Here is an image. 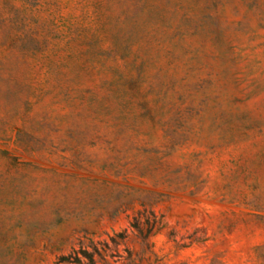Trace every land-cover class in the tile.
Segmentation results:
<instances>
[{"label": "rangeland", "instance_id": "374dc122", "mask_svg": "<svg viewBox=\"0 0 264 264\" xmlns=\"http://www.w3.org/2000/svg\"><path fill=\"white\" fill-rule=\"evenodd\" d=\"M86 254L264 264V0H0V264Z\"/></svg>", "mask_w": 264, "mask_h": 264}, {"label": "trees", "instance_id": "16d2710c", "mask_svg": "<svg viewBox=\"0 0 264 264\" xmlns=\"http://www.w3.org/2000/svg\"><path fill=\"white\" fill-rule=\"evenodd\" d=\"M86 257H87V259H88V264H92V263H91V259L89 258V256H87V254H86ZM69 259H70V256H67V257H61V258H60V260H66V261H69ZM74 260H76L75 257H74Z\"/></svg>", "mask_w": 264, "mask_h": 264}]
</instances>
